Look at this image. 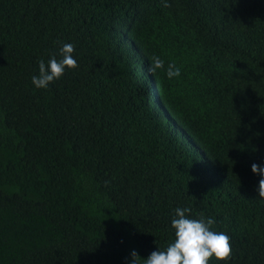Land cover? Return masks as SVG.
<instances>
[{
    "label": "trees",
    "instance_id": "1",
    "mask_svg": "<svg viewBox=\"0 0 264 264\" xmlns=\"http://www.w3.org/2000/svg\"><path fill=\"white\" fill-rule=\"evenodd\" d=\"M163 3L0 0V264H144L178 207L264 264V0Z\"/></svg>",
    "mask_w": 264,
    "mask_h": 264
},
{
    "label": "clouds",
    "instance_id": "2",
    "mask_svg": "<svg viewBox=\"0 0 264 264\" xmlns=\"http://www.w3.org/2000/svg\"><path fill=\"white\" fill-rule=\"evenodd\" d=\"M163 7H171L164 0ZM74 45L64 44L60 49V60L55 57L49 59L45 64L39 62V74L32 77V84L37 89L47 88L50 83L59 79L65 69L78 67L77 61L73 58ZM147 71L155 74L157 71H164L168 79L180 76V68L175 63H169L165 68L164 61L159 56H153ZM155 88V86H154ZM251 171L260 177L258 196L264 200V166L253 163ZM190 208H176L175 215L171 220V227L175 230V239L163 251L156 250L144 259V264H209L211 258L217 261H228L231 257L232 248L230 237L224 232L211 230L215 224L212 218L205 219L203 214L199 219H190L186 213ZM140 256L132 250L127 258V264H138Z\"/></svg>",
    "mask_w": 264,
    "mask_h": 264
}]
</instances>
